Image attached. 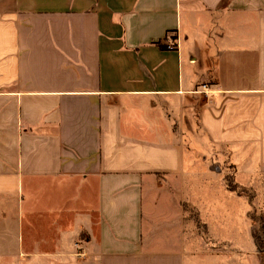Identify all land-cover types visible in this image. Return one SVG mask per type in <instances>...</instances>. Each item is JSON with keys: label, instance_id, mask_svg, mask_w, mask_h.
<instances>
[{"label": "crops", "instance_id": "1", "mask_svg": "<svg viewBox=\"0 0 264 264\" xmlns=\"http://www.w3.org/2000/svg\"><path fill=\"white\" fill-rule=\"evenodd\" d=\"M225 161L264 180V0H0V264H201Z\"/></svg>", "mask_w": 264, "mask_h": 264}, {"label": "rangeland", "instance_id": "2", "mask_svg": "<svg viewBox=\"0 0 264 264\" xmlns=\"http://www.w3.org/2000/svg\"><path fill=\"white\" fill-rule=\"evenodd\" d=\"M223 166V175L234 174L227 161ZM194 167L198 168L199 163ZM196 179L189 180L185 211L197 260L201 264H264V180L255 187H240V199L228 190L222 178L213 183L207 182L208 178L199 183ZM245 222L253 227L251 235Z\"/></svg>", "mask_w": 264, "mask_h": 264}, {"label": "trees", "instance_id": "3", "mask_svg": "<svg viewBox=\"0 0 264 264\" xmlns=\"http://www.w3.org/2000/svg\"><path fill=\"white\" fill-rule=\"evenodd\" d=\"M226 184L229 190L238 192L239 191V185L234 179V175L232 176H225Z\"/></svg>", "mask_w": 264, "mask_h": 264}]
</instances>
